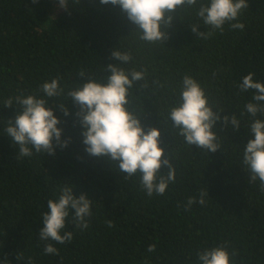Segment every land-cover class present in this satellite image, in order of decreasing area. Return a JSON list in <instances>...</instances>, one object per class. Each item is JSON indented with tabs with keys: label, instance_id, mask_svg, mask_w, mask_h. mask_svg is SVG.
<instances>
[{
	"label": "trees",
	"instance_id": "obj_1",
	"mask_svg": "<svg viewBox=\"0 0 264 264\" xmlns=\"http://www.w3.org/2000/svg\"><path fill=\"white\" fill-rule=\"evenodd\" d=\"M67 2L61 8L58 0H0V264H199L197 253L218 245L227 246L231 264H264V190L258 180L249 183L242 164L253 138L250 124L264 120V113L251 117L245 105L254 102V91L239 88L248 73L264 83V0H247L238 17L243 30L226 23L222 33L207 39L189 27L197 22L195 9L177 12L164 44L140 40L119 6ZM200 23L199 31L209 30ZM117 48L133 57L121 67L146 70L145 80L129 90L128 107L141 116L145 130L160 129V146L176 166V181L163 195L149 197L139 174L129 178L116 162L85 151L75 115L79 106L67 96L88 78L106 82V65L120 64L111 56ZM185 74L199 82L214 112L240 120L238 131L217 121L213 131L221 148L214 153L187 145L168 118L180 102ZM54 78L64 92L49 98L39 89ZM18 95L48 101L66 147L55 146L54 155L33 149L31 157L19 156L5 132L7 120L19 111L15 100L12 107L5 101ZM69 184L75 197L84 193L92 199L88 227L78 228L70 211L61 234L72 232V240L41 241L47 202ZM206 190L210 199L205 196L201 205L199 194ZM190 197L196 202L185 210ZM47 243L58 254L46 255ZM152 244L156 249L149 252Z\"/></svg>",
	"mask_w": 264,
	"mask_h": 264
},
{
	"label": "clouds",
	"instance_id": "obj_2",
	"mask_svg": "<svg viewBox=\"0 0 264 264\" xmlns=\"http://www.w3.org/2000/svg\"><path fill=\"white\" fill-rule=\"evenodd\" d=\"M37 2L33 0V3ZM100 3L119 6L129 21L137 26L133 32L139 34L140 40L163 44L169 38L167 30L177 12L195 9L197 22L189 23V27L197 38L207 39L216 31L222 33L226 23L232 29L243 30L245 26L238 22V17L243 9L248 8L247 0H100ZM68 4L67 0H58L61 8H67ZM200 21L208 31L198 30ZM111 56L119 60L120 64L106 65L109 73L106 82L88 78L86 83L67 92V96L79 106L75 115L81 125L82 143L91 156L107 158L111 164L116 162L119 171L127 177L139 174L141 188L149 197L154 193L163 195L169 184L176 181V166L171 162L170 154L165 156V149L160 146V129L149 127L145 130L141 116L138 117L128 107L129 90L136 82L145 80L146 70H126L120 66L133 60L130 51L117 48ZM80 75L83 77L84 73ZM253 76L254 73L244 76L239 88L241 92L254 91V102L247 103L245 110L255 118L258 113H264V103H261L264 102V83L255 81ZM146 86V83L141 85ZM39 90L49 98L64 92L58 78L45 81ZM14 100L19 105V111L16 110L13 119L7 120L5 132L12 143L18 146L19 156L31 157L33 149L36 153L54 155L55 146H67L68 140H61L63 130L57 127L60 120L46 99L36 95H18L6 100V107H12ZM59 107L65 116L69 115L67 107ZM213 109L199 82L185 74L181 83L180 102L170 108L168 118L187 145H195L197 149L214 153L221 148L218 136L213 131L217 121H223V128L230 124L235 131L241 125L235 114L221 117ZM248 131L253 138L249 139L243 150L242 164L250 173L249 183L258 180L261 190H264V120L254 119ZM162 165L168 168L166 174L160 171ZM73 187L71 184L61 187L58 198L48 200V211L42 214L44 226L40 229L41 241L64 244L72 240V232L61 234L70 211L78 228L88 227L87 218L91 215L92 199L84 193L79 198L75 197ZM205 196L210 199L208 190L199 194L201 205L206 203ZM195 202L196 198L190 197L185 210H189ZM155 249V244L148 247L149 252ZM44 253L55 255L58 249L52 243H47ZM197 258L199 264H231L230 253L225 245L205 249L197 253Z\"/></svg>",
	"mask_w": 264,
	"mask_h": 264
}]
</instances>
